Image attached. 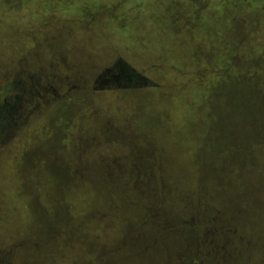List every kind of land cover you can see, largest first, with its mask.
Instances as JSON below:
<instances>
[{
    "label": "rangeland",
    "instance_id": "1",
    "mask_svg": "<svg viewBox=\"0 0 264 264\" xmlns=\"http://www.w3.org/2000/svg\"><path fill=\"white\" fill-rule=\"evenodd\" d=\"M196 1L0 0V92L33 76L16 115L39 103L0 142L12 264H185L204 221L264 264V0H209L204 23ZM218 19L246 65L212 63ZM116 59L157 85L97 91Z\"/></svg>",
    "mask_w": 264,
    "mask_h": 264
},
{
    "label": "flooded vegetation",
    "instance_id": "2",
    "mask_svg": "<svg viewBox=\"0 0 264 264\" xmlns=\"http://www.w3.org/2000/svg\"><path fill=\"white\" fill-rule=\"evenodd\" d=\"M127 67V65H122L120 60L116 59L109 67L105 68L102 74L97 76L94 83H97L98 86L95 89L97 88V91H109L110 89L118 87L111 77H118L120 75L128 76L127 71H125L127 75L123 71ZM106 75L109 77H105ZM18 77L15 76L13 82L11 78L10 82H7L0 92V142L3 143L11 140L10 134L12 133V129L24 122L31 108L39 104H33L23 118L16 115L19 107L18 102L24 100L26 97L32 96L34 94L33 89H36L33 76H25L23 77L24 80H17ZM26 79L30 82L27 89H25ZM105 80H108V84L107 82L105 83ZM12 92H14L13 97ZM38 96L37 99L39 101V98L42 96L40 94ZM206 223L209 225V223L211 224L213 222L204 221L202 224L197 223L196 233L189 244L190 246L184 253L186 254L185 264H235L238 256H241V253L238 252V248L235 245L236 242L234 243V240L238 239L236 235L237 230L233 232L230 230L228 233L221 230L226 229L224 221H217V226L208 230V225H205ZM201 248L207 251L201 252ZM0 264H12L11 250H0Z\"/></svg>",
    "mask_w": 264,
    "mask_h": 264
},
{
    "label": "trees",
    "instance_id": "3",
    "mask_svg": "<svg viewBox=\"0 0 264 264\" xmlns=\"http://www.w3.org/2000/svg\"><path fill=\"white\" fill-rule=\"evenodd\" d=\"M200 1L201 2H197V1L195 2L196 8H199V10H191V13H192V16L196 18V21H202V23H204L203 22V18H205V15H207V14H205V12H204V10L202 8L205 5V3H207L209 0H203V1L200 0ZM227 9L228 10L226 11V13L231 16L230 7H228ZM231 18H233V16ZM232 21L236 22V20L234 18L232 19ZM213 23H214L213 27L208 26V25L203 26L204 28L207 29V31H208V33L210 35L209 39H211V40H215L216 39L215 41H210V43H208L209 49L206 50L207 53H209V56L211 58L212 63L217 64L225 72H227V69H229L230 67L236 65V63H234V61L236 59H238L237 66H240L242 63H244L243 65H246L248 63L247 60L249 58V55L251 54V46L247 47L246 45H244L243 42L245 40L239 39L238 36L235 37L233 34H228V32L231 30L230 26L226 30H222V32L214 29V27H221L223 25V20H220V19L213 20ZM232 30L233 31H237V30H234L233 28H232ZM221 39H223L222 42H224L222 44V46H223L222 50L220 48L216 52H214L213 50H215L214 49L215 43H217V41L221 40ZM193 42H194V39H193ZM193 42H192V39H191V43L192 44H193ZM252 43H253V40H252ZM225 47H227V49H228V50H226V52L223 51L225 49ZM245 52H247V57H244V55H245L244 53ZM216 55L218 56V58L216 57ZM231 57H233L234 61H232L231 66L229 65L230 67L228 68V67H226V65L224 66L223 62L225 60L228 61ZM239 57L241 58V62L242 63H240ZM242 57L244 58V61L242 60ZM197 61H198V59L194 58V59H192L190 61V63L192 62V63H194L196 65ZM197 67L205 68V67H208V65L206 64V62L204 60H202L201 62H199V64H197ZM213 69H215V67ZM219 74L221 76L225 75L224 72H222L221 70L219 71ZM261 74L263 76L264 72H261ZM206 75H207L206 70H204L202 77H205ZM149 81L152 83V85H149V86H156L157 85L155 82H153L151 80H149ZM196 88H197V92L205 91V89L203 87H196Z\"/></svg>",
    "mask_w": 264,
    "mask_h": 264
},
{
    "label": "water",
    "instance_id": "4",
    "mask_svg": "<svg viewBox=\"0 0 264 264\" xmlns=\"http://www.w3.org/2000/svg\"><path fill=\"white\" fill-rule=\"evenodd\" d=\"M123 71L124 72L127 71L129 75L126 77L124 75H120L118 77H111L113 82L116 83L118 86L115 89L140 88V87H147L149 85H152V83L148 79H146L140 74H137L135 70L129 66L127 68H124ZM105 77H109V76L106 75ZM106 82L108 84V80H105V83Z\"/></svg>",
    "mask_w": 264,
    "mask_h": 264
},
{
    "label": "crops",
    "instance_id": "5",
    "mask_svg": "<svg viewBox=\"0 0 264 264\" xmlns=\"http://www.w3.org/2000/svg\"><path fill=\"white\" fill-rule=\"evenodd\" d=\"M138 74H140V73H138ZM141 75V74H140Z\"/></svg>",
    "mask_w": 264,
    "mask_h": 264
}]
</instances>
